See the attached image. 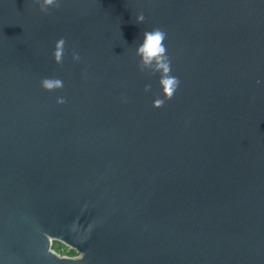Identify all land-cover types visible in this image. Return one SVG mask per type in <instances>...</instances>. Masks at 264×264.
I'll use <instances>...</instances> for the list:
<instances>
[{
	"label": "water",
	"instance_id": "obj_1",
	"mask_svg": "<svg viewBox=\"0 0 264 264\" xmlns=\"http://www.w3.org/2000/svg\"><path fill=\"white\" fill-rule=\"evenodd\" d=\"M58 3L0 0V264H264V0Z\"/></svg>",
	"mask_w": 264,
	"mask_h": 264
},
{
	"label": "clouds",
	"instance_id": "obj_2",
	"mask_svg": "<svg viewBox=\"0 0 264 264\" xmlns=\"http://www.w3.org/2000/svg\"><path fill=\"white\" fill-rule=\"evenodd\" d=\"M35 4L39 5L41 12H46L50 7H59L58 0H33ZM143 14H139L135 18V23L143 22ZM142 43L136 48V56L140 58L139 68L141 71L150 69L152 74H160L159 85L162 88L163 99L157 98L154 100V107H162L165 100L172 99L174 93L179 86V79L171 75V63L167 56V49L164 44L166 33L155 28L151 31L143 32ZM65 39L60 38L54 46L53 58L54 62L61 64L64 57ZM74 60H79L78 54H73ZM41 87L46 91H54L63 87V82L58 78H44L41 80ZM150 86H146L145 91L149 90ZM63 98H58L57 103L63 104Z\"/></svg>",
	"mask_w": 264,
	"mask_h": 264
},
{
	"label": "built area",
	"instance_id": "obj_3",
	"mask_svg": "<svg viewBox=\"0 0 264 264\" xmlns=\"http://www.w3.org/2000/svg\"><path fill=\"white\" fill-rule=\"evenodd\" d=\"M54 250L58 251L55 247L53 248ZM63 249L61 248L60 251H58L61 255H67L65 252L62 251Z\"/></svg>",
	"mask_w": 264,
	"mask_h": 264
},
{
	"label": "rangeland",
	"instance_id": "obj_4",
	"mask_svg": "<svg viewBox=\"0 0 264 264\" xmlns=\"http://www.w3.org/2000/svg\"><path fill=\"white\" fill-rule=\"evenodd\" d=\"M54 247L58 249L59 247H62L60 243H55Z\"/></svg>",
	"mask_w": 264,
	"mask_h": 264
},
{
	"label": "flooded vegetation",
	"instance_id": "obj_5",
	"mask_svg": "<svg viewBox=\"0 0 264 264\" xmlns=\"http://www.w3.org/2000/svg\"><path fill=\"white\" fill-rule=\"evenodd\" d=\"M60 249H61V248H60ZM63 252H65L67 255H72V254H70L69 251H67V249H63Z\"/></svg>",
	"mask_w": 264,
	"mask_h": 264
},
{
	"label": "trees",
	"instance_id": "obj_6",
	"mask_svg": "<svg viewBox=\"0 0 264 264\" xmlns=\"http://www.w3.org/2000/svg\"><path fill=\"white\" fill-rule=\"evenodd\" d=\"M60 248H62V249H66V248H64V247H59L57 250L60 251V250H61ZM62 251H63V250H62ZM70 254L73 255L74 253H73V252H70Z\"/></svg>",
	"mask_w": 264,
	"mask_h": 264
}]
</instances>
